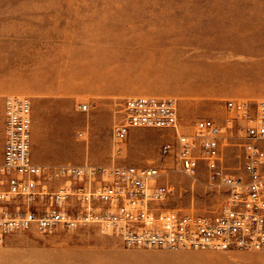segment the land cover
Here are the masks:
<instances>
[{
    "label": "rangeland",
    "instance_id": "obj_1",
    "mask_svg": "<svg viewBox=\"0 0 264 264\" xmlns=\"http://www.w3.org/2000/svg\"><path fill=\"white\" fill-rule=\"evenodd\" d=\"M8 74L32 101L34 162L157 167L172 189L161 207L217 213L223 188L205 162L178 170L177 137L201 118L225 124L228 99L264 100V0H0V80ZM139 96L174 99L178 131L117 140L125 101ZM240 153L226 150L235 173ZM0 264H264V250L127 247L98 225L32 226L0 243Z\"/></svg>",
    "mask_w": 264,
    "mask_h": 264
},
{
    "label": "built area",
    "instance_id": "obj_2",
    "mask_svg": "<svg viewBox=\"0 0 264 264\" xmlns=\"http://www.w3.org/2000/svg\"><path fill=\"white\" fill-rule=\"evenodd\" d=\"M225 108L231 114L225 124L201 118L195 134L178 133V170L194 175L205 162L209 181L225 193L217 213H187L160 206L172 189L158 182L157 167L34 162L31 98L7 96L0 164V243L32 226L49 231L58 226L98 225L127 247L264 250V100L228 99ZM123 113L114 129L117 140H125L140 127L178 131V105L172 98L130 97ZM238 134H242L240 144L232 142ZM237 145L241 164L235 173L226 150ZM162 149L167 154L172 145L166 143Z\"/></svg>",
    "mask_w": 264,
    "mask_h": 264
},
{
    "label": "crops",
    "instance_id": "obj_3",
    "mask_svg": "<svg viewBox=\"0 0 264 264\" xmlns=\"http://www.w3.org/2000/svg\"><path fill=\"white\" fill-rule=\"evenodd\" d=\"M15 79V73H14ZM15 81V80H14ZM15 87L12 85L11 74L5 75L3 79L0 80V164L3 161V150H4V110H5V99L8 95H14Z\"/></svg>",
    "mask_w": 264,
    "mask_h": 264
},
{
    "label": "bare ground",
    "instance_id": "obj_4",
    "mask_svg": "<svg viewBox=\"0 0 264 264\" xmlns=\"http://www.w3.org/2000/svg\"><path fill=\"white\" fill-rule=\"evenodd\" d=\"M219 71H220V70H219ZM190 75H191V76H194V74H193V73H191ZM74 77H76V76H75V74H74ZM77 77H78V76H77ZM191 89H192V88H191V87H189V91H192Z\"/></svg>",
    "mask_w": 264,
    "mask_h": 264
}]
</instances>
